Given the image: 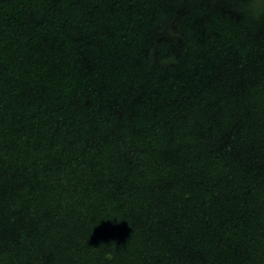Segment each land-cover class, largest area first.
<instances>
[{"label":"trees","instance_id":"1","mask_svg":"<svg viewBox=\"0 0 264 264\" xmlns=\"http://www.w3.org/2000/svg\"><path fill=\"white\" fill-rule=\"evenodd\" d=\"M0 264H264V0H0Z\"/></svg>","mask_w":264,"mask_h":264}]
</instances>
